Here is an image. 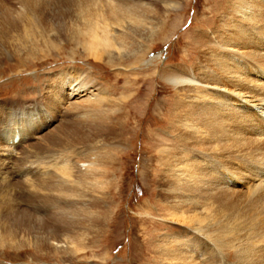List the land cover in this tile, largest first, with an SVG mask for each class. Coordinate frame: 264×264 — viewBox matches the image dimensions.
I'll list each match as a JSON object with an SVG mask.
<instances>
[{
    "label": "bare ground",
    "instance_id": "6f19581e",
    "mask_svg": "<svg viewBox=\"0 0 264 264\" xmlns=\"http://www.w3.org/2000/svg\"><path fill=\"white\" fill-rule=\"evenodd\" d=\"M221 1L213 9V26L201 28L191 39L198 50L196 61L161 71V79L179 94L170 111L175 118L171 145L158 149L160 156L164 154L162 191L166 195H162V204L174 222L185 224L189 234L183 244L186 252L173 251V258L179 261L176 264H192L188 251L194 253L192 261H197L204 247L198 244L202 240L210 248L214 246L217 258L224 260L220 250L226 235L219 224L224 217L230 222L231 235L238 238L236 244H245L237 251L238 264H264V0ZM151 6L78 0L74 29H79L77 34L89 56H107L108 48L98 46L99 40L102 45L112 42L109 24L113 21L117 28L127 29L126 18L151 13ZM24 34L21 39L36 43L50 40L44 31L26 30ZM96 85L90 70L70 68L53 74L36 100L8 109L6 123L0 124L2 246H29L25 240L17 242L29 236L37 250L72 255L80 251V241L89 233V229H79L82 211L93 207L94 194L105 191L102 186L107 182L108 167L102 155L108 154L97 147L94 135L96 129L112 127L111 113L103 108L104 99L94 93ZM80 103L96 107L79 112ZM61 105L63 117L51 124L56 119L52 114ZM76 118H82L78 121L83 124H75ZM46 127L51 128L45 132ZM42 129L45 133L39 137L43 143H26L28 147L19 149L23 156L13 154L14 146L31 136L38 140L43 132L37 130ZM71 146L77 157H69L75 160H66V153L58 154L70 151ZM42 148L50 152L42 155L49 156V163L32 161L29 157L33 155L25 153ZM236 219L240 221L234 225ZM158 249L161 255L169 252L162 246ZM205 256V264H209L211 258Z\"/></svg>",
    "mask_w": 264,
    "mask_h": 264
},
{
    "label": "rangeland",
    "instance_id": "374dc122",
    "mask_svg": "<svg viewBox=\"0 0 264 264\" xmlns=\"http://www.w3.org/2000/svg\"><path fill=\"white\" fill-rule=\"evenodd\" d=\"M1 1L0 124L4 123L2 121L6 123L8 109L20 108L43 95L53 74L66 73L73 68L75 71L90 70L97 83L94 93L104 99L103 108L111 113L112 127H108L107 131L106 128L96 129L97 134L94 135L98 139L97 147L102 146L108 154V157L102 155L108 167L107 182L102 186L105 191L100 189L94 194L93 207L82 211L79 229H89V238L86 236L82 243L80 241V251L73 255L44 252L37 250L33 242L28 241L30 237L25 236L17 242L27 241L29 246L26 247L9 248L0 243V264L179 262L173 258V251L186 252L184 246L189 234L185 224L174 222L162 204L166 195V191H162L165 184L162 177L164 154L160 156L158 153V149L171 145L175 118L170 111L176 107L173 101L179 94L176 87L161 79V71L167 66L196 61L198 50L191 44V39L196 32L203 30L201 28L213 26L212 20L216 16V12L212 14L213 9L218 8L221 0H117L126 1L130 6L149 8L152 5L153 12L144 16L140 12L134 18L131 15L132 19L126 18L127 29L117 28L112 21L108 35L112 42L107 43L111 45H102L103 40H99L98 46L99 49L108 48V55L96 58L88 55L83 38L77 34L79 29H74V18L79 15L76 7L78 0ZM26 30L49 33L50 40L43 44L21 39L26 36ZM146 60L149 62L145 63ZM63 107L61 105V109L58 107L52 114L56 119L51 124L63 117ZM95 107L96 104L80 103L78 111L89 112ZM81 119H74L75 124H83L78 121ZM44 129L37 131L40 133ZM45 132L36 136L38 140L31 136L30 141L14 146L13 154L23 156L20 146L28 147L31 142L43 143ZM71 148L74 147L58 154L66 153V160L74 154L76 159V150ZM45 150L25 153L33 155L29 157L32 161L49 163V156L42 157L50 153ZM249 181L252 182L251 179ZM238 188L245 190L244 186ZM62 189L66 190L65 187ZM27 206L32 213L33 207L30 209V205ZM241 207V210L245 208ZM239 221L236 219L233 224L237 225ZM219 224L226 235V243L220 250V256L225 259L217 258L219 253L213 251L214 246L212 249L202 240L198 244L204 247L197 261H192L194 253H187V259L192 264H205V255L211 258L209 264H238L237 251L245 244H236L238 238L231 235L233 231L226 217L219 218ZM33 226L30 224V227ZM161 246L168 248L169 252L161 255L158 249Z\"/></svg>",
    "mask_w": 264,
    "mask_h": 264
}]
</instances>
